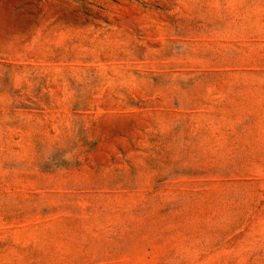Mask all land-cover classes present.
I'll list each match as a JSON object with an SVG mask.
<instances>
[{
    "label": "rangeland",
    "instance_id": "1",
    "mask_svg": "<svg viewBox=\"0 0 264 264\" xmlns=\"http://www.w3.org/2000/svg\"><path fill=\"white\" fill-rule=\"evenodd\" d=\"M0 264H264V0H0Z\"/></svg>",
    "mask_w": 264,
    "mask_h": 264
}]
</instances>
